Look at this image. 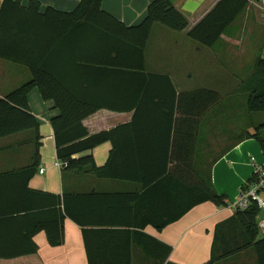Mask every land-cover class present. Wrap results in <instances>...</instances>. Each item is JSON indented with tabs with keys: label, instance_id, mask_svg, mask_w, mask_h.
<instances>
[{
	"label": "crops",
	"instance_id": "0c3cea01",
	"mask_svg": "<svg viewBox=\"0 0 264 264\" xmlns=\"http://www.w3.org/2000/svg\"><path fill=\"white\" fill-rule=\"evenodd\" d=\"M41 12L53 8L61 12H72L81 0H37ZM154 0H103L105 12L127 27L139 25L146 17L147 9ZM221 0H174L175 7L188 19L189 27L184 32H176L162 25H155L145 52V67L149 73L168 76L177 95L197 90H210L220 96V102L211 107L199 123L196 134L198 143L195 160H204L212 166V181L219 195L232 201L227 207H217L213 203L197 206L179 221L162 231L153 226L142 228V211L138 214L134 196L144 191L142 184L134 180L104 178L87 167L69 171L57 166L56 141L52 120L59 110L52 101L43 100L38 89L32 90L28 101L31 112L39 122L42 137L40 163L37 173L30 180L28 188L35 193L60 198L62 211L67 210L64 220V240L58 247L48 242L47 233L39 230L33 237L38 246L36 257H27L21 264H126L131 256L132 264H160L149 258L138 240L146 234L172 248L165 264H207L213 251L217 227L233 218V207L240 187L248 181L253 172L252 158L261 162L255 136L264 137V113H250L246 96L239 90L243 81L254 72L258 58L264 59V44L256 56L250 57L247 32L253 30V23L264 19V0H250L247 10L223 34L212 47H206L189 36L191 31ZM3 0H0V9ZM30 0H22L27 7ZM253 28H252V27ZM66 49L77 48L75 43ZM66 51L57 53L49 65L56 75L73 84L77 94L89 101H107L121 107V110H100L84 120L90 134L117 129L115 143L119 147L115 166L124 176L137 177L139 169L125 166V161L163 163L166 156V140L169 132L167 123L157 120L150 110L153 104L143 107L141 116L133 121L134 111L129 108L136 101L137 94L131 91L127 77L107 80L112 87L104 86L105 80L75 72L76 66L69 61ZM251 59V64L246 61ZM109 59V58H108ZM128 64V59L120 61ZM30 70L22 65L0 60V99L28 82ZM100 83V84H98ZM235 97L233 123H226V99ZM144 113H147L144 114ZM259 116V117H258ZM180 118V115H177ZM189 117L180 119L173 128L172 144L175 143V158L186 160V141L191 142L195 124ZM227 126V127H226ZM114 144L105 142L92 151L77 155L80 159L91 155L97 168L107 165ZM188 147H191L189 144ZM174 144L172 145L173 153ZM34 132L25 131L0 138V176L14 173L31 166L34 158ZM259 153V154H258ZM193 159V160H194ZM154 167L148 171L154 175ZM43 169L44 173H40ZM228 185V186H227ZM5 192L4 194H1ZM54 199L48 196H34L26 190L21 177L0 178V212L12 210V229L2 233L4 242L12 245L24 244V235L44 222L51 212ZM33 207L40 208V217L31 219L21 216ZM50 209V210H45ZM19 215V216H17ZM140 222V224H139ZM4 226L7 228L6 225ZM3 229H0V232ZM242 250L234 256L224 258L220 264H257L256 256H248ZM250 263L247 260H250Z\"/></svg>",
	"mask_w": 264,
	"mask_h": 264
},
{
	"label": "trees",
	"instance_id": "16d2710c",
	"mask_svg": "<svg viewBox=\"0 0 264 264\" xmlns=\"http://www.w3.org/2000/svg\"><path fill=\"white\" fill-rule=\"evenodd\" d=\"M102 2L81 0L72 12H61L50 7L42 13L37 0H30L27 7L23 6L22 0H3L0 9V60L28 68L31 78L0 99V138L33 131L35 152L31 166L0 178L21 177L26 190L34 196L51 197L55 207L47 213L44 217L46 220L40 222V226L25 233L23 245H12V240L4 242V238L1 239L2 233L7 235L8 229H12L14 217L12 210L0 212V229H3L0 232V264H21L27 257H36L38 246L33 237L39 230L46 231L52 247L60 246L64 240V220L68 212L62 211L60 198L35 193L28 188L38 170L42 140L39 122L31 112L28 101L34 89L40 91L43 100L52 101L59 110V115L51 124L58 160L67 170L78 171L89 167L99 177L134 180L142 184L143 193L131 198L135 201L138 214L142 211V223L139 222L142 228L153 226L162 231L205 203H213L217 207L229 206L227 197L219 195L214 187L211 172L213 164L194 159L198 151V125L210 108L220 102L219 94L202 89L178 96L168 76L149 73L145 67V52L154 26L162 25L176 32H184L189 27L188 19L175 7L174 0H154L144 20L137 26L127 27L105 12ZM249 4L250 0H221L187 36L206 47L214 46ZM72 43L77 48H65ZM63 50L68 54L69 61L75 64V72L103 79L104 86L113 88L107 80L117 81L120 76L127 77L129 89L137 94V102L125 108L129 112L134 111L133 121L141 116L143 107L154 105L150 113L169 126L163 163H157L154 167V163L147 161H125L127 167H138L139 176L118 173L115 166L118 165L116 158L119 147L114 137L118 128L90 134L83 122L100 110L122 108L107 101L84 99L77 94L71 82L56 75L49 65L56 59L57 53ZM121 59L131 62L124 64L120 62ZM239 90L247 98L250 113H264L263 58L256 60L253 74L241 83ZM187 116L195 124L191 142H185L186 151L191 156L186 160L174 159L175 143L173 153L171 149L173 128ZM255 137L264 151V137ZM108 141L114 144V149L105 167L97 168L91 155L75 158ZM189 144L191 147H188ZM152 167L155 170L153 176L148 173ZM27 210L31 211L21 213V216L31 219L40 217V208ZM258 215L255 207L247 211L236 210L233 218L220 224L216 230L212 257L207 264H220L224 258L249 248L255 252L257 264H264V238L258 239ZM3 225L7 226L5 231ZM140 234L142 239L138 240V244L145 254L165 264L172 248L146 234ZM94 262L89 259V264ZM131 262L129 255L126 264Z\"/></svg>",
	"mask_w": 264,
	"mask_h": 264
},
{
	"label": "built area",
	"instance_id": "2783aa9c",
	"mask_svg": "<svg viewBox=\"0 0 264 264\" xmlns=\"http://www.w3.org/2000/svg\"><path fill=\"white\" fill-rule=\"evenodd\" d=\"M252 165V175L250 179L240 187L238 197L233 207L235 210L239 211H247L255 207L259 212V235L261 238H264V153L263 160L259 163L252 158ZM57 166H64V164H57ZM40 173H44V170L41 169Z\"/></svg>",
	"mask_w": 264,
	"mask_h": 264
},
{
	"label": "rangeland",
	"instance_id": "374dc122",
	"mask_svg": "<svg viewBox=\"0 0 264 264\" xmlns=\"http://www.w3.org/2000/svg\"><path fill=\"white\" fill-rule=\"evenodd\" d=\"M253 27H252L253 30L250 32H247V34L245 36L246 38L249 39V41H248V43H249L248 44L249 45L248 55L250 57L256 56L257 52H259V50H261L263 47V44H264V19H261V21L258 20V22L253 23ZM245 62H247L248 64H251L252 61L250 58H247ZM236 100L238 101L239 99H237L235 97L226 99L225 109H226V123H227L228 127H231L232 126L231 123H233V119H231V118L233 116V106L235 105ZM245 100L247 102V98H245ZM260 115H264V114H260ZM257 147H258V150L260 153L261 160H263V153L264 152L262 150V147L258 144H257ZM227 200H228L229 204L232 203V201L230 199L227 198ZM258 239H261V237L258 236ZM247 255L254 257L255 252L253 251V249H251V252L247 253ZM251 260L252 259L247 260V261H249L250 263H253Z\"/></svg>",
	"mask_w": 264,
	"mask_h": 264
}]
</instances>
